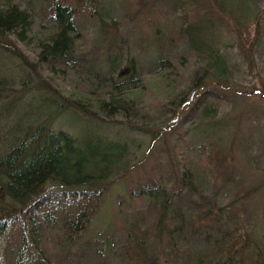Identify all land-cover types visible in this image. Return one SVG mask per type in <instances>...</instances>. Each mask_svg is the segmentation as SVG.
<instances>
[{"label": "trees", "instance_id": "trees-1", "mask_svg": "<svg viewBox=\"0 0 264 264\" xmlns=\"http://www.w3.org/2000/svg\"><path fill=\"white\" fill-rule=\"evenodd\" d=\"M27 1L0 0V53L25 73V80L14 89L9 87L11 81L7 87L0 78V251H11L0 264H40L43 257L34 254L41 252V242L46 245L51 238L65 245L81 242L112 182L110 178L118 181L124 175L123 160L133 141L128 134L149 136L152 142L166 135L161 133L162 125L145 122L143 116L148 112L142 106L143 95L155 79L162 92L166 90L164 99L172 97L178 105H192L184 118L173 117L179 127L200 121L202 134L216 125L217 109L212 102L225 99L221 92H225L228 67L219 47L211 43L210 28L217 23L232 27L237 48L250 68L255 64L254 48L264 17L263 6L251 28L245 26L244 31L238 29L243 21L226 9L230 3L242 13L243 0H199L204 5L203 14L189 21L184 14L178 20L173 18V7L168 13L157 10L153 5L160 0H130L146 32L144 38H136L135 55L121 63L120 48L113 44L116 30L109 34L99 0H36L34 16L27 10ZM167 1L182 11L191 1L197 4L195 0ZM196 7L200 9L199 4ZM33 17L38 21L35 26ZM100 57L106 58L104 69L83 65ZM194 64L200 67L193 70ZM66 72L75 74L69 78L73 83L68 91L57 82ZM30 73L35 78L32 87L27 84ZM145 73L153 77H142ZM181 74V78L189 75V81L185 90L174 92L176 85L182 84L178 79ZM208 75H212L208 85L199 82ZM220 84L222 91L218 92ZM191 87L194 92L189 93ZM36 93L52 100L48 106L54 113L52 119L12 121L29 113L20 108H28L26 103ZM64 113L94 127L119 125L123 133L88 135L79 140L70 129L54 125V119ZM207 157L210 168L218 172L222 161L219 153L212 149ZM179 179L181 185L188 183L185 170L179 169ZM160 185L148 178L139 181L130 194L160 202L161 192H165ZM165 207L157 205L158 223L168 219ZM233 211L238 216L243 213L238 207ZM45 234L50 238L44 239ZM123 237L115 258L122 257L123 264H156L155 257L132 234L127 232ZM100 243L89 240L84 246L96 261L105 256ZM112 246L108 244V249L115 250ZM193 257L190 264H259L246 230L237 223L223 239Z\"/></svg>", "mask_w": 264, "mask_h": 264}, {"label": "rangeland", "instance_id": "rangeland-1", "mask_svg": "<svg viewBox=\"0 0 264 264\" xmlns=\"http://www.w3.org/2000/svg\"><path fill=\"white\" fill-rule=\"evenodd\" d=\"M194 2L200 5L199 10L192 1L186 9L184 7V11L167 0L156 1L153 6L167 13L173 7L175 10L172 13L176 15L173 18L178 20L184 14L189 21L199 19L198 15H202L204 11V5L199 0ZM243 2L242 13L230 3L226 4V9L243 21L238 29L245 31V26L251 28L252 22L256 20L264 6V0ZM99 3L101 10L105 12L109 34L116 30L113 44L120 48L121 63H124L136 53V38L139 35L144 38L146 32L145 26L140 22V13L135 14V5L130 0H99ZM36 4V0L27 1V10L33 16ZM145 9L148 11L150 8L146 6ZM35 18H32L34 26L38 24ZM210 29L211 43L219 47L228 67L225 92L222 91V84L218 86V92L222 91L225 99L212 102L217 109L218 123L202 134L199 132L203 126L200 121L179 127L174 118L182 115L184 118L190 114L188 111L192 110V105H178L177 100H171L172 97L164 99L163 93L166 90L162 92L159 80L155 79L154 85L147 86L143 95L142 106L148 111L143 116L145 122L156 124V127L162 125L161 133L166 135L152 142L149 136L128 134L133 141L128 144L123 160L124 175L118 181L110 178L112 182L104 192L84 238L73 245L58 244L52 238L46 245L41 242V252L34 254L39 258L43 257L40 264H123L122 257H115L125 239L123 235L127 232L137 239L149 255L155 257L156 264H190L196 253L207 251L209 244L223 239L235 223L246 230L250 244L257 251L259 264H264V17L259 25L258 40L254 48L255 64L250 68L246 67L237 48L232 27L217 23ZM3 54L0 53V78L5 80V86L8 87L11 81L9 87L17 88L18 83L25 80V73L18 70L16 62ZM83 65L92 70L104 69L106 58L100 57ZM197 67L200 65L192 66L193 70ZM182 74L178 79L184 85H176L174 92H181L186 88L189 75L181 78ZM73 75L75 74L66 72L64 78L57 81L60 86H65L62 90L71 89L70 84L73 82L69 78ZM141 75L144 78L153 77L152 74ZM211 79L212 75H208L199 82L208 85ZM34 81L35 78L31 75L28 86L32 87ZM192 92L193 87L189 89V93ZM51 101L45 100L42 93H36L26 103L28 108L25 105L20 108V111L26 109L29 113L18 119L12 118V121L34 123L38 119L51 120L54 115L48 107ZM54 123L65 130L70 129L79 140L88 135H114L122 129L116 124L94 127L90 122L79 120L70 113L60 114L54 119ZM212 149L222 159L218 172H214L206 161ZM179 169L186 172V185L180 184ZM148 178L159 181L160 190H165L161 192L160 202L145 196L135 198V195L130 194L139 181ZM161 204L166 206L168 219L158 223L157 205ZM234 207L242 209V215L238 216L233 211ZM45 236L47 237L44 239L50 238L48 234ZM117 238L118 243L114 247ZM89 240L101 242L105 256L98 257L96 261L94 254L84 248ZM108 244H113L112 248L116 249L109 250ZM10 253L8 249L3 253L0 251V259L8 258Z\"/></svg>", "mask_w": 264, "mask_h": 264}]
</instances>
